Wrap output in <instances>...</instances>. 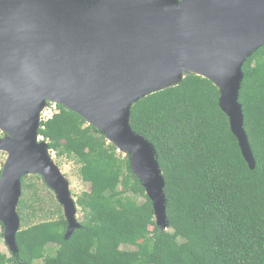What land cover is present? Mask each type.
<instances>
[{"label":"water","instance_id":"95a60500","mask_svg":"<svg viewBox=\"0 0 264 264\" xmlns=\"http://www.w3.org/2000/svg\"><path fill=\"white\" fill-rule=\"evenodd\" d=\"M264 45V0H0V176L4 239L18 251L22 177L42 175L68 221L81 226L70 183L39 140L51 100L83 116L129 155L157 225L167 228L166 181L155 145L131 126L140 98L195 73L220 88L251 169L256 158L239 101L244 63Z\"/></svg>","mask_w":264,"mask_h":264},{"label":"trees","instance_id":"16d2710c","mask_svg":"<svg viewBox=\"0 0 264 264\" xmlns=\"http://www.w3.org/2000/svg\"><path fill=\"white\" fill-rule=\"evenodd\" d=\"M243 70L239 101L254 169L212 80L186 74L131 107L132 128L155 145L163 170L167 228L157 225L129 155L83 116L58 104L57 113L41 120L39 136L56 158L77 162L90 183V191L76 200L84 213L81 226L66 239L68 221L58 199L50 210L55 219L25 224L28 216L43 211V198L35 183L26 182L30 175L42 176L24 175L18 251L0 248V264H264V45L247 58ZM123 245L134 249L123 250Z\"/></svg>","mask_w":264,"mask_h":264},{"label":"rangeland","instance_id":"374dc122","mask_svg":"<svg viewBox=\"0 0 264 264\" xmlns=\"http://www.w3.org/2000/svg\"><path fill=\"white\" fill-rule=\"evenodd\" d=\"M50 107L54 108V110L56 112L59 111L58 104L55 102L49 101L47 106L45 107V109L42 112L41 120H44L43 118H45V112H46L47 108H50ZM0 132H1V130H0ZM39 140L45 141L42 136H39ZM118 151L123 153V155H126V153L121 151L119 148H118ZM50 155L55 160V162L58 164V166L61 169V172L64 174L66 179L69 181L71 194H72L75 201L78 200V198H79V196H81V194H83L86 191H90V189H91L90 183L83 180L82 176L80 175V165L77 162H75V161H73V160H71L65 156L60 157V158H56V156H57L56 151H54L53 149H50ZM7 157H8V152H3V151L1 152L0 151V168H3V164L5 163ZM43 180H44L43 177H42V179H40L38 176H35V175H30L26 179V182L35 183L36 186L39 188V190H41L40 194L43 198V203H42L43 211L36 213L37 214L36 217H34L33 215L28 216L26 221H29V223H25V224H32V223L41 222L44 220L55 219L57 217V214L51 213L50 210H54L57 208V201L58 200L56 201L57 198L54 196V194H53L54 192H52L50 189H47V187L43 184ZM33 189H35V187H33ZM32 193H33L32 189H29L28 195L29 194L31 195ZM137 199H138V201L142 202L144 200V197L139 196ZM37 206H41V205L37 204ZM77 208H78L77 219L79 221H82L84 213H83L82 208L80 206H77ZM22 227H24V224L21 221V228ZM0 248L4 252H7V253L9 252V249H10L9 246L7 245L5 239H4V226H3V223L1 221H0ZM122 249L123 250L131 249L132 250V249H134V247L130 246V245H123Z\"/></svg>","mask_w":264,"mask_h":264},{"label":"built area","instance_id":"2783aa9c","mask_svg":"<svg viewBox=\"0 0 264 264\" xmlns=\"http://www.w3.org/2000/svg\"><path fill=\"white\" fill-rule=\"evenodd\" d=\"M54 111H55V110H54V108H52V107L47 108V110H46V112H45V118H46V119L50 118V117L53 115Z\"/></svg>","mask_w":264,"mask_h":264},{"label":"bare ground","instance_id":"6f19581e","mask_svg":"<svg viewBox=\"0 0 264 264\" xmlns=\"http://www.w3.org/2000/svg\"><path fill=\"white\" fill-rule=\"evenodd\" d=\"M50 101H51V100H50ZM52 102H57V101L53 99ZM55 112H56V111H55ZM55 112H54V113H55ZM57 112H58V111H57ZM57 112H56V113H57ZM54 113H53V114H54ZM52 116H53V115H52ZM52 116H51V117H52ZM51 117H50V118H51ZM43 119H44V120H47L46 118H43ZM48 119H49V118H48ZM39 128H40V127H39ZM46 142H47V141H46ZM29 174H30V173H29ZM31 174H38V173H31ZM45 183H46V182H45ZM51 189H52V188H51ZM54 192H55V191H54ZM55 194H56V193H55ZM56 197H57V196H56ZM60 204H61V203H60ZM76 205H77V204H76ZM62 208H63V207H62ZM63 211H64V209H63ZM64 215H65V214H64ZM0 221H1V220H0Z\"/></svg>","mask_w":264,"mask_h":264}]
</instances>
